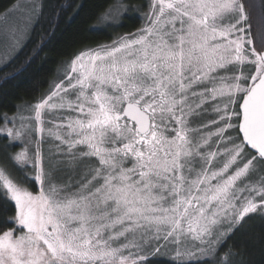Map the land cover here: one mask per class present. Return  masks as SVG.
I'll return each instance as SVG.
<instances>
[{
  "label": "rangeland",
  "instance_id": "obj_1",
  "mask_svg": "<svg viewBox=\"0 0 264 264\" xmlns=\"http://www.w3.org/2000/svg\"><path fill=\"white\" fill-rule=\"evenodd\" d=\"M40 2L0 16V69L28 40ZM149 10L140 31L81 52L0 126L18 145L0 178L24 230L0 234V264L226 262L229 233L264 216V159L234 145L223 123L264 71L245 7L156 0ZM237 55L254 64L251 82L228 73ZM134 101L153 116L146 138L123 113Z\"/></svg>",
  "mask_w": 264,
  "mask_h": 264
},
{
  "label": "trees",
  "instance_id": "obj_2",
  "mask_svg": "<svg viewBox=\"0 0 264 264\" xmlns=\"http://www.w3.org/2000/svg\"><path fill=\"white\" fill-rule=\"evenodd\" d=\"M19 1L21 0H0V16ZM154 2L156 0H41L42 7L28 40L14 58L0 69V126L7 116L43 97L61 70L81 52L109 45L121 37L140 31L152 18L149 9L153 8ZM241 3L248 14L246 30L252 39V49H256L261 55L264 52V0H241ZM116 10L118 11L115 13ZM113 13L115 15L110 17ZM231 67L228 73H233V78L244 73L245 80L242 83L253 79V63ZM243 95L239 97L240 100ZM239 99L233 102L230 115L224 118L223 123L231 125L229 130L233 144L241 148L240 143L243 149L249 150L238 131ZM228 137L229 133L226 134V138ZM17 149L18 145H12L8 137L0 132V160L12 166L11 156ZM13 167L22 175L16 165L13 164ZM0 169L8 175V166L0 163ZM28 186L33 191L38 189L37 184L32 181ZM242 223L229 233L219 247L222 253L235 254L229 261L206 258L183 262L156 255L149 257L146 262L264 264V216L255 212ZM7 231L24 230L18 221L17 206L0 178V234Z\"/></svg>",
  "mask_w": 264,
  "mask_h": 264
},
{
  "label": "water",
  "instance_id": "obj_3",
  "mask_svg": "<svg viewBox=\"0 0 264 264\" xmlns=\"http://www.w3.org/2000/svg\"><path fill=\"white\" fill-rule=\"evenodd\" d=\"M264 62V52L261 54ZM239 134L247 148L264 159V71L243 95L240 104ZM124 115L133 121L141 134L150 131V114L135 102L124 106Z\"/></svg>",
  "mask_w": 264,
  "mask_h": 264
},
{
  "label": "flooded vegetation",
  "instance_id": "obj_4",
  "mask_svg": "<svg viewBox=\"0 0 264 264\" xmlns=\"http://www.w3.org/2000/svg\"><path fill=\"white\" fill-rule=\"evenodd\" d=\"M239 48V47H238ZM247 54H251L250 52H247ZM239 55V54H238ZM236 56V58H235V62H233V67L235 66V65H237V64H243V65H251L252 63H249V61H251V60H247V61H244V62H241V63H236V62H239V56ZM262 59V58H261ZM253 80V79H252ZM251 80V81H252ZM251 81H249V82H251ZM253 83V82H252ZM135 102V101H134ZM135 103H137V102H135ZM138 104V103H137ZM138 105H140V104H138ZM141 106V105H140ZM145 111H147L149 114H150V116H151V119H152V125H151V129H150V131L148 132V133H146V134H141L139 131H138V128H137V125L133 122V121H131L130 120V122H131V124L134 126V128H136V130H137V132L141 135V137L142 138H146V137H148L149 135H150V133H151V131H152V128H153V116H152V113L149 111V110H147V109H145L143 106H141ZM107 112V110H106V107L105 106H102V109H101V116L102 117H104L105 116V113Z\"/></svg>",
  "mask_w": 264,
  "mask_h": 264
},
{
  "label": "bare ground",
  "instance_id": "obj_5",
  "mask_svg": "<svg viewBox=\"0 0 264 264\" xmlns=\"http://www.w3.org/2000/svg\"><path fill=\"white\" fill-rule=\"evenodd\" d=\"M240 111V110H239Z\"/></svg>",
  "mask_w": 264,
  "mask_h": 264
}]
</instances>
